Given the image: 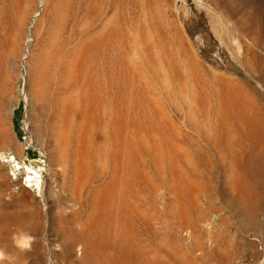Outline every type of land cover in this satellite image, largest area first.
Wrapping results in <instances>:
<instances>
[{
    "label": "bare ground",
    "instance_id": "obj_1",
    "mask_svg": "<svg viewBox=\"0 0 264 264\" xmlns=\"http://www.w3.org/2000/svg\"><path fill=\"white\" fill-rule=\"evenodd\" d=\"M162 11L161 0H41L30 14L31 41L21 58L26 128L48 158L42 194L61 253L49 244L51 264L56 253L60 264H195L184 257L226 249L225 209L250 221L256 245L264 102L185 48L184 26L174 31ZM26 16L20 11L6 24L7 46L0 31L1 69L15 56ZM242 64L251 70L246 57ZM3 77L0 106L9 88ZM2 139L4 146L13 141ZM0 166L5 183L19 186ZM215 167L225 169L218 172L222 189L205 171ZM141 227L157 247L142 239Z\"/></svg>",
    "mask_w": 264,
    "mask_h": 264
},
{
    "label": "rangeland",
    "instance_id": "obj_2",
    "mask_svg": "<svg viewBox=\"0 0 264 264\" xmlns=\"http://www.w3.org/2000/svg\"><path fill=\"white\" fill-rule=\"evenodd\" d=\"M161 1L164 11H162L163 20L171 22L169 24L172 25L174 31L176 24L180 23L184 26L187 38V40L184 41L185 48L193 50L206 65H210L217 70L226 72L241 80L249 89L256 92L264 102V0ZM201 1L203 4H201ZM40 2L41 0H0V20H2V22L0 21V31L2 33V40L4 37L7 39L5 40L4 38L5 41L3 40L6 46L11 39L10 31L6 24L15 21L20 11H25L27 15L25 17L26 23L23 25V35L21 34V43L19 42V47L15 50V56L7 60L5 69H1L0 67V82L3 76V78L7 76L9 87L7 96L1 101L3 102V106H0V165H6L9 168V175L12 181H18L20 183L19 186H13L11 188L5 183L4 176L0 175V248L3 247L2 249L11 254L13 258L11 264H49L50 262L47 260L50 249L49 244H51V247L57 249V252L60 248L53 239L55 236L53 225L50 229L47 225V217L45 214L49 212V203L45 195L42 194L43 192L45 193L44 182L50 175L48 158L45 157L30 140V135L26 128L28 105L24 94L25 72L21 58L25 43L31 41V38L28 39V36H31L30 29L32 27V22L29 20L30 14L38 9ZM205 4L207 6H205ZM208 7L212 9V12L209 11ZM133 8L132 12L135 14L136 6ZM28 9H30V11ZM247 25L251 27L249 29L250 35L246 37L240 36ZM4 32H6V34ZM6 35H8L9 39ZM238 51L241 53V57H239ZM244 57L252 63V71H249L246 66H243L242 60ZM173 114L179 119L175 111ZM186 126L188 128L187 124ZM5 137L9 141L10 139L13 140L11 143L7 144V146H4L2 142V138ZM19 146L25 151V154L21 157L16 153V149H18ZM207 169L208 168H206L205 171L206 173L208 172V175H211V177L216 176V182L214 179L213 184L222 189L224 184L222 183L223 178L221 175L225 172L223 171L225 169H223V167L216 168L217 170L215 171L214 169H212V171L210 169H208V171ZM218 172L221 175H219ZM214 173L216 175H214ZM256 183H260L257 186H259V190L264 194V184L259 181H256ZM20 187L28 188L35 197H33L32 194L27 195L29 194L27 192L21 193L18 190ZM234 205L235 203L232 204V206ZM225 211L229 213V215H227L229 217L225 223L227 228L225 227L224 234L227 231L228 233L221 236L229 238L227 239L229 240V244L231 241L234 242H231L229 245L228 242H226V238H224L226 240L224 241V239L220 237V239L222 238L220 240L223 244L222 249H224V245L226 249L221 250V252H215L212 255L214 259L212 256L211 258L204 257L203 259L199 254L192 255L193 257L187 255V258H184L193 260L195 264H260L264 261V256L262 255L264 248V205L260 207V216L257 221L260 229H258V232H260L257 235L255 234L256 245L254 246L251 243L254 239L251 238V234H249V232L253 234L251 230L253 227L252 225L250 226V221L241 216L240 213L235 212L236 214H230L231 212L227 209H225ZM51 217L52 214L50 218ZM241 222L242 224H240ZM20 226L22 227L21 230L30 233L39 241V244L36 243L37 241L34 243L31 251L24 252L14 246L12 237L15 233H18V228ZM247 226L249 227L247 228ZM34 227L37 228L34 230ZM141 230H143V232ZM140 231L143 240H152V247H157V241L147 233L143 227L140 228ZM247 231L248 234L243 233ZM207 235H210V233ZM35 244H37V248H35ZM257 247H259V249ZM223 251H225L226 254ZM59 253L54 255L53 259L55 264H60ZM218 253H222L221 256ZM234 253L237 258L235 257V259L232 260L231 256H233ZM5 264H8V262H5Z\"/></svg>",
    "mask_w": 264,
    "mask_h": 264
},
{
    "label": "clouds",
    "instance_id": "obj_3",
    "mask_svg": "<svg viewBox=\"0 0 264 264\" xmlns=\"http://www.w3.org/2000/svg\"><path fill=\"white\" fill-rule=\"evenodd\" d=\"M12 239L14 246L24 252L31 251L34 243L36 242V237L25 231L15 233ZM12 259L13 258L10 253L0 248V264H5V262L11 264Z\"/></svg>",
    "mask_w": 264,
    "mask_h": 264
}]
</instances>
